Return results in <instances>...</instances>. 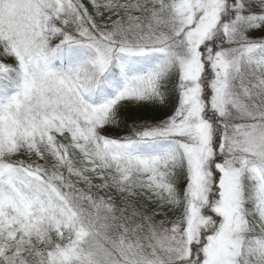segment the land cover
<instances>
[{
    "label": "snow or ice",
    "instance_id": "1",
    "mask_svg": "<svg viewBox=\"0 0 264 264\" xmlns=\"http://www.w3.org/2000/svg\"><path fill=\"white\" fill-rule=\"evenodd\" d=\"M0 264H264V0H0Z\"/></svg>",
    "mask_w": 264,
    "mask_h": 264
}]
</instances>
